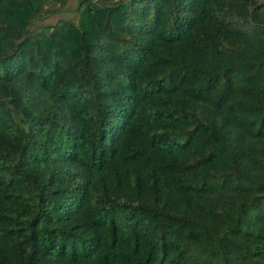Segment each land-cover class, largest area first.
I'll use <instances>...</instances> for the list:
<instances>
[{
	"label": "trees",
	"instance_id": "16d2710c",
	"mask_svg": "<svg viewBox=\"0 0 264 264\" xmlns=\"http://www.w3.org/2000/svg\"><path fill=\"white\" fill-rule=\"evenodd\" d=\"M0 264H264V0H0Z\"/></svg>",
	"mask_w": 264,
	"mask_h": 264
}]
</instances>
